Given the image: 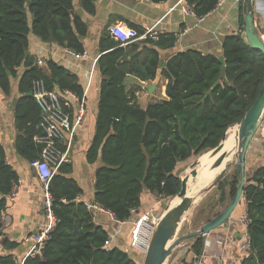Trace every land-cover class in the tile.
Returning <instances> with one entry per match:
<instances>
[{
    "label": "trees",
    "instance_id": "16d2710c",
    "mask_svg": "<svg viewBox=\"0 0 264 264\" xmlns=\"http://www.w3.org/2000/svg\"><path fill=\"white\" fill-rule=\"evenodd\" d=\"M148 1L160 4L167 0ZM185 1L196 17H203L214 10L218 0ZM94 2L0 0V92L8 97L16 80L18 99L13 113L18 136L14 147L27 163L39 159L41 153V147L33 142L41 133V115L33 98L27 96L31 84L41 81L47 90L61 97L70 93L80 100L84 93L79 76L62 64L47 59L44 67L37 66L36 57L29 51L31 39L82 54V40L88 27L76 7L93 15ZM127 26L138 36L144 34L134 25ZM241 33L242 30L224 39L220 56H204L189 49L175 53L161 66L160 54L173 49L175 34H162L156 41L144 39L121 47L107 30L101 32L96 60L101 78L97 116L85 160L88 165L97 164L93 203L127 223L130 240L134 223L142 215L141 195L149 193L159 200L175 198L181 188L178 168L217 147L226 130L236 126L257 98L264 78V56L250 48ZM222 66L225 83L219 80ZM19 69L23 70L21 74ZM127 76L147 83L158 77L167 80L166 99L141 108L134 94L125 89ZM63 108L71 114L67 105ZM62 143L58 147L63 152ZM249 167L244 198L250 248L241 264H264V165ZM71 174V163H62L50 180L54 229L42 256L28 257L24 264H141V254L130 243L127 249L116 246L105 250L110 245L108 230L96 222L97 213L87 209L89 203L78 200L82 189ZM17 180L6 165L0 144V195H8ZM237 180L234 169L231 177L218 182L215 189L219 197L210 205L206 221L223 211L215 209L230 201ZM5 204V198L1 199L0 215ZM101 215L110 219L108 214ZM204 239H191L188 252L196 257L195 263ZM5 246L16 247L7 242ZM12 262L11 256H0V264ZM181 264H186L184 259Z\"/></svg>",
    "mask_w": 264,
    "mask_h": 264
},
{
    "label": "crops",
    "instance_id": "0c3cea01",
    "mask_svg": "<svg viewBox=\"0 0 264 264\" xmlns=\"http://www.w3.org/2000/svg\"><path fill=\"white\" fill-rule=\"evenodd\" d=\"M180 0H167L164 3L154 4L148 0H95V13L85 14L79 7L76 12L87 24L88 33L82 40L87 57L75 59L67 51L55 45L41 44L37 39H31L30 53L41 59L45 64L47 59L58 62L79 76L84 93L81 102L84 106V117L79 127H76L69 149L66 163H71L72 174L82 189L78 197L85 204L93 203L94 171L96 165H88L85 160L86 151L90 145L95 129L97 116V102L101 78L96 70L95 61L98 58V40L102 31L109 26L123 23L134 25L144 31L153 28L158 35L173 33L176 44L173 49L160 54L161 66L177 52L193 49L202 55L220 56L221 47L225 38L240 34L245 40L243 29L244 21L241 4L225 2L220 7L203 16V21L198 23L193 16L185 15L182 11L184 2ZM243 1V0H242ZM259 6L253 12L254 25L262 32L264 27V0H255ZM200 18V17H197ZM128 27V26H127ZM131 29V28H130ZM134 30V29H132ZM136 32V31H135ZM45 66V65H44ZM43 66V67H44ZM22 69L18 70L21 74ZM16 80H14L11 93L8 97L0 92V144L5 151L6 165L21 180L20 192L10 199L8 195H0V200L5 198L6 204L0 215V256H11L13 260L26 259L31 251L34 238L44 230L47 219L43 210V196L40 181L36 173L21 159L14 147L18 133L15 128L14 107L17 103ZM167 80L158 77L154 82H140L133 76H127L124 86L127 92H132L137 103L143 109L149 104L166 99L165 88ZM151 86L153 87L152 89ZM67 108L71 110L70 118L74 119L80 103L70 94L62 95ZM14 101L16 102L14 105ZM246 154V168L264 165V122L260 126L254 140ZM68 137L62 146L67 150ZM140 214H158L159 199L149 193H144L140 198ZM96 222L108 230L109 247L119 246L127 249L130 243V234L127 233V223H115L100 212H96ZM246 201L242 198L239 206L230 217L228 226L221 227L204 238L201 256L204 259L195 263L196 257L188 252L190 241L177 245L171 252L167 264H181L184 259L186 264H241L247 252L240 246L245 242V226L241 219L246 216ZM209 221V220H208ZM207 222V221H206ZM192 241V240H191ZM15 244L13 249L5 244ZM140 254V253H139ZM142 255V254H141ZM140 262H143V255ZM139 258V259H140Z\"/></svg>",
    "mask_w": 264,
    "mask_h": 264
},
{
    "label": "built area",
    "instance_id": "2783aa9c",
    "mask_svg": "<svg viewBox=\"0 0 264 264\" xmlns=\"http://www.w3.org/2000/svg\"><path fill=\"white\" fill-rule=\"evenodd\" d=\"M182 1L185 0H180L179 2L181 3ZM227 1L232 2L235 5H240L242 3V0H218L216 8L220 7ZM182 11L185 15L195 17L198 23L203 21L204 17L197 18L193 13L192 8L189 7L186 2H184ZM108 32L110 36L120 44L121 47H126L127 45L133 42L141 41L144 39H150L152 41H156L158 39V34L153 31V28L149 29L144 34L138 36L134 30L128 28L127 25L123 23L109 26ZM259 36L264 42V27L262 32L259 33ZM66 51L70 56L75 59H84L87 57V53L85 51L80 55L69 50ZM36 64L38 67H43L45 65L41 59H39ZM30 96L35 101L41 115V133L33 138V142L41 147V153L39 159L31 162L29 165L36 173L37 178L41 184L43 196V210L47 219V224L44 230L34 238L33 247L28 253L26 259L28 257L42 256V249L44 248L46 241L49 239V235L54 229L56 219L51 210L52 198L48 192V185L60 165L62 163H66L67 151L70 146L72 134L75 128L81 125L84 117V106L81 102V99L79 100L74 95H72L78 100L80 105L73 119V122H71L70 115L64 111L63 107L64 105L66 106V104L62 102V97L55 91L47 90L45 84L41 81H35L31 84ZM67 137V150H64L62 152L58 145L61 142L65 141ZM20 186L21 180H17L15 183L12 184L11 191L8 195L10 199L15 197L20 192ZM87 209L93 212L108 214L109 217L115 223H122L116 219L113 213L107 212L95 203L87 204ZM132 211L135 212L136 210L134 209ZM158 220L159 218H154V216H151L150 214L146 213L141 215L134 223L133 229L131 231L130 246L135 251L142 255L146 253L150 236ZM241 222L245 226V242L240 246V248L244 251H247L250 248L249 237L247 234L249 220L245 216L241 219ZM138 231L140 232L137 233ZM108 247L109 245L105 247V250H107ZM26 259L20 261L13 260L12 264H24V261ZM203 259L204 256H201L199 261L201 262Z\"/></svg>",
    "mask_w": 264,
    "mask_h": 264
},
{
    "label": "water",
    "instance_id": "95a60500",
    "mask_svg": "<svg viewBox=\"0 0 264 264\" xmlns=\"http://www.w3.org/2000/svg\"><path fill=\"white\" fill-rule=\"evenodd\" d=\"M258 6L259 2L255 0L242 1L241 9L244 21L243 33L247 45L252 49L260 51L264 56V42L259 36V30L254 25L253 19V12L257 9ZM220 62L223 63V60H220ZM223 66L219 80L225 83V80L223 78ZM218 84L219 81L212 86L211 90L214 89ZM152 88L153 87L151 86L150 89ZM211 90L208 91V94L211 92ZM27 96H30V92L27 93ZM15 103L16 102L14 101L13 105ZM263 115L264 78L262 87L254 103L247 110L241 120L237 124H235L238 127V140L237 147L235 152L233 153V156L235 157L234 169L238 175V180L236 184V190L228 205L223 211L203 224L198 230L189 232L181 237H176L180 232L184 222L186 221L188 213L190 212V209L192 208V205H194L193 203L195 201V199H189L187 197L188 177H179L181 188L179 193L175 197L179 199V202L173 207L169 206V208L160 216L150 236L146 253L143 255L142 264H167L171 252L182 240L205 237L212 231H215L221 227L228 226L231 215L235 212L236 208L239 206L242 198L244 197V188L246 185V154L248 152L250 144L254 140L260 126L262 125ZM226 132L224 133L222 140L217 145V147L207 152V154H209L210 156L216 157L215 161L210 166L211 170L220 167L225 157L227 155H231V152L222 151L223 142L226 139ZM197 164L198 159L190 165V176L192 178H195L197 176V171L195 170ZM225 170L226 168L224 167L216 176V178L203 191L209 192L214 189L218 182L224 178Z\"/></svg>",
    "mask_w": 264,
    "mask_h": 264
},
{
    "label": "rangeland",
    "instance_id": "374dc122",
    "mask_svg": "<svg viewBox=\"0 0 264 264\" xmlns=\"http://www.w3.org/2000/svg\"><path fill=\"white\" fill-rule=\"evenodd\" d=\"M264 122V115H263V121ZM231 130L236 129V134H237V128L236 126L231 127ZM230 129L228 130L227 134H226V140L224 143V152H226L227 148L229 147V140L231 138V131ZM234 146L237 145V142H234ZM252 145L254 144V142L252 141L251 143ZM206 154H203L202 156H200L199 158H194L191 162H189L187 165L178 168L179 171V177L183 178L184 176L188 175V171H190V165L192 163H194L197 159L199 160L201 157H203ZM228 159V163L226 164L225 168V177L233 175L234 172V162H235V157H229L228 155L226 156ZM225 157V158H226ZM216 157H212L209 156V160L208 163L209 165L215 161ZM208 164L202 165V163L199 166L195 167V170L197 171V176L195 178L190 177L188 179V186H189V192H197L198 195L196 196V201L195 204L192 205V208L190 209V212L188 213V217L186 219V221L184 222L180 232L177 234L176 237H181L183 235H186L189 232L192 231H196L198 230L203 224L206 223L205 218L207 217V215H209V212L211 211L210 209V205L214 204L219 197L218 192L216 191V189H212L209 192H205L203 191L218 175V171L217 170H211ZM220 169L223 168V163L221 164V166L219 167ZM192 179H194V182H192ZM244 198V197H243ZM173 199L172 200H159V205H158V214L156 216H154V218H160V216L169 208V206L171 207L173 204ZM229 203V202H228ZM228 203H226V205L224 207H222L221 205H218L215 209V212H218L220 210H224L225 207L228 205ZM190 241L191 239H186V240H182L178 245H181L183 243H186Z\"/></svg>",
    "mask_w": 264,
    "mask_h": 264
},
{
    "label": "bare ground",
    "instance_id": "6f19581e",
    "mask_svg": "<svg viewBox=\"0 0 264 264\" xmlns=\"http://www.w3.org/2000/svg\"><path fill=\"white\" fill-rule=\"evenodd\" d=\"M236 128H237V132H238V127H237V125H236ZM230 129V128H229ZM228 129V130H229ZM228 130H227V132H228ZM236 129H234V130H231L230 129V131H231V138H230V140H229V147L227 148V150H226V152H231L230 154L231 155H229V157H232L233 156V153L235 152V150H236V147H237V145L236 146H234L235 144H234V142L236 141L237 142V140H238V137H237V134H236V131H235ZM227 132H226V134H227ZM226 140V139H225ZM224 143H225V141L223 142V146H224ZM222 151L224 152V148L222 149ZM209 154H207V155H204L203 157H201L199 160H198V164H197V166H199L201 163H202V165H205V164H208L209 165V163H208V160H209ZM228 159L229 158H225L224 159V161H223V168L226 166V164L228 163ZM214 162V161H213ZM212 162V163H213ZM212 163L209 165V167L208 168H210V166L212 165ZM222 168V169H223ZM211 169V168H210ZM222 169H220L219 167L218 168H215V169H213V170H217L218 171V174H219V172L222 170ZM185 177V176H184ZM186 177H188V179L191 177L190 176V171H188V175H186ZM192 182H194V179H192ZM188 185V184H187ZM189 190V186H187V197L189 198V199H195V201H196V196L198 195V193L197 192H189L188 191ZM195 201H194V203L193 204H195ZM178 202H179V199H177V198H174L173 199V205L171 206V207H173V206H175L176 204H178ZM188 217V216H187ZM140 231H138L137 233H139Z\"/></svg>",
    "mask_w": 264,
    "mask_h": 264
}]
</instances>
